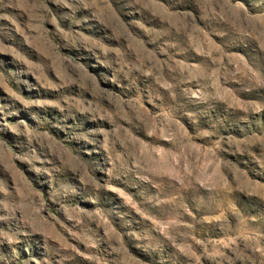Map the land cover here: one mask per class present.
I'll return each instance as SVG.
<instances>
[{
	"label": "rangeland",
	"instance_id": "374dc122",
	"mask_svg": "<svg viewBox=\"0 0 264 264\" xmlns=\"http://www.w3.org/2000/svg\"><path fill=\"white\" fill-rule=\"evenodd\" d=\"M0 264H264V0H0Z\"/></svg>",
	"mask_w": 264,
	"mask_h": 264
}]
</instances>
